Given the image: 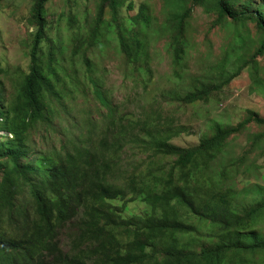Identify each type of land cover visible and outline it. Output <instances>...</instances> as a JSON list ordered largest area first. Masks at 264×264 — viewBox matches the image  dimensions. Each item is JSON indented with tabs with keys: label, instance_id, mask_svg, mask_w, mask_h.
I'll list each match as a JSON object with an SVG mask.
<instances>
[{
	"label": "rangeland",
	"instance_id": "1",
	"mask_svg": "<svg viewBox=\"0 0 264 264\" xmlns=\"http://www.w3.org/2000/svg\"><path fill=\"white\" fill-rule=\"evenodd\" d=\"M101 1L49 0L45 7L47 37L40 42V52L44 59L52 51L61 54L60 64L78 81L66 78L71 97L57 106L62 115L54 119L53 130L44 131L39 126L37 140L45 146L46 133L60 147L68 129L82 132L84 138L91 137L92 150L98 154L92 183L119 189L124 196L109 202H125L122 214L126 217L146 215L144 196L164 190L168 178L182 187L192 185V196L205 199L217 183L215 176L225 166L237 170L235 178L229 179L236 212L238 216L248 214L264 198V124L247 122L225 140L219 153L206 160V169L200 165L203 158L198 159L197 168L193 162L182 168L175 156L162 150V145L194 146L216 128L233 127L253 114L264 116V52L255 54L263 31L251 20L217 23L209 8L206 12L195 8L184 21L183 57L175 62L163 27L169 13L163 0H121L117 22L105 5L102 18L110 26H101L100 43L90 45ZM34 3L0 0V62L8 72L1 78L8 100L18 90L20 74L27 72L31 64L37 31L32 17ZM141 7L146 8L151 21L147 30L148 57L133 63L120 51L115 24L132 25ZM259 9L264 11V0H237L234 7L238 12ZM83 54L88 63L81 61ZM90 79L97 80V87ZM202 87L210 88L204 99L184 101L186 94ZM96 88L104 91L109 105L99 101L94 94ZM87 118L95 121L91 135H85L82 125ZM2 134L12 135L4 130ZM239 160L237 169L234 162ZM95 202L91 214L101 208V203ZM93 205L80 209L62 229L59 251L48 258L49 264L64 254L90 253L97 244L91 238H81L78 228ZM251 229L248 240H264V218ZM76 239L80 240L79 246ZM91 258L85 261L89 264Z\"/></svg>",
	"mask_w": 264,
	"mask_h": 264
},
{
	"label": "trees",
	"instance_id": "2",
	"mask_svg": "<svg viewBox=\"0 0 264 264\" xmlns=\"http://www.w3.org/2000/svg\"><path fill=\"white\" fill-rule=\"evenodd\" d=\"M48 1L35 0L33 5L37 31L30 52L31 64L27 72L20 74L18 90L9 100L1 78L8 72L0 62V105L3 106L0 108V264H49L48 258L59 251L62 229L90 203L94 205L78 228L81 238H91L97 244L90 253L64 254L51 264H88L85 260L91 257L89 264H264V240L246 237L253 231L252 226L264 218V198L248 214L238 216L229 182L237 170L222 167L215 176L217 183L212 192L203 200L192 196V185L182 187L168 178L164 190L144 196L146 215L126 217L122 214L125 202L121 205L109 202L123 197V193L114 187L92 183L98 154L92 150L91 137L84 138L82 132L77 134L74 129H68L60 147L46 133L43 134L45 146L40 144L36 130L39 126L44 131L51 127L53 130L54 119L62 115L57 106L71 97L66 78L70 82L78 81L60 64L61 54L52 51L44 59L40 52V42L47 37ZM236 2L163 0L169 11L163 27L168 32L175 62L183 57L184 21L195 8H203L205 12L209 8L215 13L217 23L253 21L263 31L255 54L263 53L264 11L238 12L234 10ZM105 5L112 11L111 19L117 22V9L122 1H101L89 38L92 46L100 43L101 26H110L102 18ZM145 9L141 7L133 17L134 26L115 24L120 51L128 62L148 57L147 30L151 21ZM81 57V61L88 63L85 54ZM90 81L97 87L96 79ZM209 91L210 88L202 87L183 99L185 102L204 99ZM94 92L101 103L109 105L104 91L96 88ZM249 121L264 124V116L253 114L233 127L216 128L197 145L163 143L162 150L175 156L182 168L191 162L197 168L198 159L203 158L200 165L206 169V160L219 153L225 140ZM94 123L93 118L83 122L85 135H91ZM3 130L12 136L2 134ZM50 142L53 144L49 145ZM234 164L238 169L241 162ZM95 201L101 203V208L91 214L97 205ZM76 240L79 246L80 240Z\"/></svg>",
	"mask_w": 264,
	"mask_h": 264
},
{
	"label": "clouds",
	"instance_id": "3",
	"mask_svg": "<svg viewBox=\"0 0 264 264\" xmlns=\"http://www.w3.org/2000/svg\"><path fill=\"white\" fill-rule=\"evenodd\" d=\"M1 133H2V131H1ZM12 136V135H11Z\"/></svg>",
	"mask_w": 264,
	"mask_h": 264
}]
</instances>
